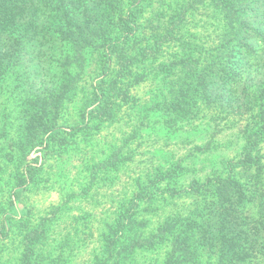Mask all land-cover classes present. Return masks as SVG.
Returning a JSON list of instances; mask_svg holds the SVG:
<instances>
[{
    "label": "trees",
    "instance_id": "1",
    "mask_svg": "<svg viewBox=\"0 0 264 264\" xmlns=\"http://www.w3.org/2000/svg\"><path fill=\"white\" fill-rule=\"evenodd\" d=\"M206 1L222 13L221 41L206 51L203 64L194 55L181 57L169 80L170 65L157 66L169 87L156 109L171 123L190 118L202 100L252 115L241 155L222 159L212 175L186 185L139 183L107 225L93 264H133L155 249L164 251L159 264H264V0ZM142 3L0 0V84L17 89L25 112L15 148L17 200L0 215V241L20 229L17 264H39L38 248L54 219L25 224L29 208L21 195L34 167L23 161L36 146L62 141L56 117L72 101L80 102L87 127L117 117L126 77L142 59L133 45Z\"/></svg>",
    "mask_w": 264,
    "mask_h": 264
},
{
    "label": "rangeland",
    "instance_id": "2",
    "mask_svg": "<svg viewBox=\"0 0 264 264\" xmlns=\"http://www.w3.org/2000/svg\"><path fill=\"white\" fill-rule=\"evenodd\" d=\"M141 8L133 45L142 59L126 77L117 117L87 127L80 119V102L72 101L56 117L64 130L62 141L36 146L23 161L34 167L33 181L21 195L29 208L25 224L35 226L42 217L54 216L38 248L39 264H93L102 255L107 225L139 183L186 185L212 175L222 159L238 158L243 150L252 115H235L202 100L190 118L171 123L156 109L169 87L156 75L157 66L170 65L164 72L169 80L181 57L194 55L203 64L206 51L226 29L222 13L206 0H143ZM0 85L3 215L11 212V200H17L15 148L25 112L17 89ZM260 147L264 153V141ZM19 231L0 241V264H17ZM163 255L162 249L142 252L133 264H159Z\"/></svg>",
    "mask_w": 264,
    "mask_h": 264
}]
</instances>
